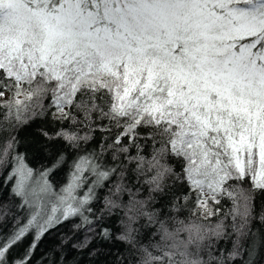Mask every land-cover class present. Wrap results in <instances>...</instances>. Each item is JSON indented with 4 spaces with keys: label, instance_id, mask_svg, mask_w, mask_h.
I'll use <instances>...</instances> for the list:
<instances>
[{
    "label": "snow or ice",
    "instance_id": "1",
    "mask_svg": "<svg viewBox=\"0 0 264 264\" xmlns=\"http://www.w3.org/2000/svg\"><path fill=\"white\" fill-rule=\"evenodd\" d=\"M0 264H264V0H0Z\"/></svg>",
    "mask_w": 264,
    "mask_h": 264
},
{
    "label": "trees",
    "instance_id": "2",
    "mask_svg": "<svg viewBox=\"0 0 264 264\" xmlns=\"http://www.w3.org/2000/svg\"><path fill=\"white\" fill-rule=\"evenodd\" d=\"M33 166H39L42 161L31 160ZM46 163V161H44ZM63 178V173L56 177L57 181ZM70 225L65 224L64 226L54 230L51 234L46 236V238L41 242L39 249L36 253L39 259L42 255H51L52 251L60 250L61 240L69 233Z\"/></svg>",
    "mask_w": 264,
    "mask_h": 264
}]
</instances>
